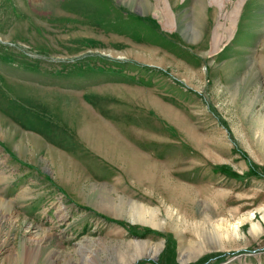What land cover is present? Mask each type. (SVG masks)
Listing matches in <instances>:
<instances>
[{
  "label": "rangeland",
  "instance_id": "374dc122",
  "mask_svg": "<svg viewBox=\"0 0 264 264\" xmlns=\"http://www.w3.org/2000/svg\"><path fill=\"white\" fill-rule=\"evenodd\" d=\"M0 199V264H264V0H0Z\"/></svg>",
  "mask_w": 264,
  "mask_h": 264
},
{
  "label": "bare ground",
  "instance_id": "6f19581e",
  "mask_svg": "<svg viewBox=\"0 0 264 264\" xmlns=\"http://www.w3.org/2000/svg\"><path fill=\"white\" fill-rule=\"evenodd\" d=\"M108 140H109V144H112L113 146H115V153H117L118 155L120 154L121 156H123L129 160H136L135 163L139 169L141 177H143V176L146 177L145 170L147 167V163H146L145 159L144 160L141 159L140 155L136 154L129 146L118 145L117 144L118 139L108 138ZM154 175H156V174H154ZM146 178H148V177H146ZM149 179L152 182H154V179L152 180L151 178H148V180ZM166 181H168V180H166ZM148 182H150V181H148ZM163 184L167 187L168 191H170V189L172 188L173 192L175 194H179V196L183 195L182 196L183 198L187 194V192H186L187 188H185L184 186H182L180 184H175L174 187L172 186L171 188H170V184H168L167 182H164ZM172 189H171V191H172ZM126 203H123V205H126V207H127L128 204H126ZM131 204L132 203H130V205ZM138 206L139 205H137V204H132V206H131L132 210L133 209L135 210V212L130 215V219H132L133 222H142V223L152 224V225L155 224L156 226L159 225L157 210H150V209L148 210V209L142 208V211H141V208H139ZM171 210L172 209L168 208L167 212L171 213ZM131 212L132 211H130V213ZM8 217L9 218L13 217L12 209L8 205H6L5 201H2L0 199V236H1V232H2L1 223L4 222L3 220L8 219ZM256 227L257 226H254L255 229H256ZM238 230H239V226L235 227L234 232L237 233ZM142 255L143 254H142V251L140 249H139V251L136 250V252L133 254L132 258L130 260H127L126 262L124 261L122 264H133L135 261H137L139 258H141Z\"/></svg>",
  "mask_w": 264,
  "mask_h": 264
}]
</instances>
